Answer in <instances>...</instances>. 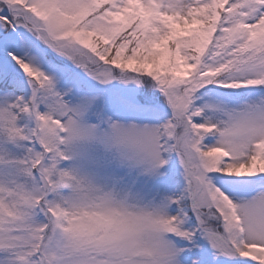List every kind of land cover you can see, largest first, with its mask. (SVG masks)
I'll use <instances>...</instances> for the list:
<instances>
[{
  "label": "snow or ice",
  "instance_id": "snow-or-ice-1",
  "mask_svg": "<svg viewBox=\"0 0 264 264\" xmlns=\"http://www.w3.org/2000/svg\"><path fill=\"white\" fill-rule=\"evenodd\" d=\"M0 264H264V0H0Z\"/></svg>",
  "mask_w": 264,
  "mask_h": 264
}]
</instances>
